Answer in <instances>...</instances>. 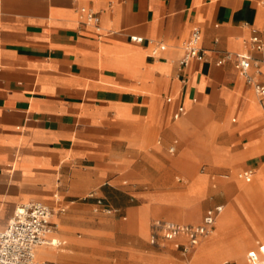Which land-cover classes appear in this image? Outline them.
Segmentation results:
<instances>
[{"label": "crops", "instance_id": "1", "mask_svg": "<svg viewBox=\"0 0 264 264\" xmlns=\"http://www.w3.org/2000/svg\"><path fill=\"white\" fill-rule=\"evenodd\" d=\"M88 11L97 14V27L86 23ZM195 27L202 31L206 59L182 68V45ZM255 34L264 45V0H0V231L18 205L31 201L59 205L58 212L65 202L94 212L99 207L96 213L109 208V215L123 213L125 220L138 214L140 235L149 234V243L155 220L200 224L220 205L208 208L198 223L158 218L149 228L148 214L122 177H136L138 163L166 164L159 154L163 139L173 136L165 150L175 156L181 146L178 122L189 111L191 119H201L211 105L220 118L235 113L237 125L229 130L240 136L262 125L261 136L246 138L238 152L217 159L245 165L233 178L253 183L264 165V109L235 62H219L227 52L248 53L258 65L253 74L264 81V47L245 46ZM150 41L164 47L154 53ZM181 106L186 113L175 120ZM216 121L207 129L211 142L221 128ZM180 162L179 157L172 166ZM247 170L256 173L250 183L238 176ZM203 182L204 175L197 177L193 189ZM223 189L236 192L221 205L225 211L239 190ZM56 217L51 238L60 246L38 249L39 259L51 264L58 262L45 256V248L66 246L58 236L77 221L76 215ZM184 242L166 247L182 253ZM259 243L264 241L242 250L245 264ZM216 252H200L198 264H215Z\"/></svg>", "mask_w": 264, "mask_h": 264}, {"label": "rangeland", "instance_id": "2", "mask_svg": "<svg viewBox=\"0 0 264 264\" xmlns=\"http://www.w3.org/2000/svg\"><path fill=\"white\" fill-rule=\"evenodd\" d=\"M255 98L259 103L256 96ZM199 104L201 103L197 105ZM204 109L205 114L201 119H191L193 111H189L187 117L178 122V124L182 123V133L177 135L181 146L175 156H170L165 150L173 136L169 140L163 139L159 154L165 158L166 164L138 163L137 176L134 178L124 176L122 180L128 181V191L137 197L135 204L143 207L148 214L149 228L151 221L158 218L177 219L186 223L200 222L208 208L224 205L229 197L235 195L236 192L227 194L223 186L229 192L235 188L239 190L232 201L238 204L239 220L234 221L229 229L220 233L217 223L216 229L203 240L202 245L200 244L194 253L185 256L171 245L164 248L151 245L149 234L147 237L140 235L138 214L130 215L125 220L123 213L116 215L96 213L94 207L76 209L71 204L61 202L60 205L66 208L65 213L58 211L55 213L69 218L76 215L77 221L73 222L75 225L64 231L62 236H58L67 240V245L57 249L63 251V256L51 262H58L54 264H196L194 261L197 254L202 252L206 255L210 249L216 248L215 264L225 262L240 264L233 257L235 250L240 249L242 253L245 247H252L256 240L264 241L258 236V232L264 228V186L261 187L262 189L252 191H242L238 187L240 184L251 186L256 185V182L264 183V177L258 172L253 183L246 184L233 178V175L245 165H226L217 162L219 156L238 152L246 138L261 136L262 125L240 136V131L229 130L237 125L232 122L236 117L235 113L220 118L216 115L215 107L210 105ZM216 120L221 128L211 142L207 129ZM179 157L181 162L172 166V161ZM222 174H228L230 177L222 178L220 177ZM201 175H204L207 182L196 184L193 189L194 181ZM223 181H233L237 185L233 187L225 182L222 186ZM215 183L216 187H214ZM55 209L59 210L60 206ZM198 216L199 220L195 221ZM129 225L131 227L125 228ZM148 230L144 229V233ZM241 257L245 264L244 254Z\"/></svg>", "mask_w": 264, "mask_h": 264}, {"label": "built area", "instance_id": "3", "mask_svg": "<svg viewBox=\"0 0 264 264\" xmlns=\"http://www.w3.org/2000/svg\"><path fill=\"white\" fill-rule=\"evenodd\" d=\"M99 18L96 13L88 11L86 13V23L97 27ZM132 41L142 43L143 38L132 37ZM157 53L164 47L162 43L150 41ZM245 46H249L258 51L264 45L258 34H255L249 41H245ZM206 59V51L202 46V31L195 27L190 37L182 45V57L179 64L182 68H187L194 61L203 62ZM234 61L241 77L247 84L251 85L258 97L261 107L264 109V81H260L259 75L253 74V69L258 65L253 57L248 53L227 52L220 60V64ZM257 73L260 70L257 69ZM169 102L172 99H168ZM186 113V109L181 106L174 115V119H180ZM171 153H175L176 147L172 146ZM254 170H247L239 173V178L250 183L255 177ZM102 201L98 205L102 206ZM224 207L217 206L208 211L203 221L197 225L178 224L170 221L155 220L152 222L150 231V244L163 248L168 242L183 239L182 253L188 256L194 252L205 238L213 233L218 217L223 213ZM66 209H61L65 212ZM96 212L100 211L97 207ZM106 214H113V210L104 208ZM55 210L50 206L40 202L31 201L20 204L16 207L14 215L7 227L0 231V264H51L38 257V249L44 246L59 247L60 243L52 239L56 226L53 223ZM247 264H264V243H259L258 248L248 252L246 256Z\"/></svg>", "mask_w": 264, "mask_h": 264}, {"label": "bare ground", "instance_id": "4", "mask_svg": "<svg viewBox=\"0 0 264 264\" xmlns=\"http://www.w3.org/2000/svg\"><path fill=\"white\" fill-rule=\"evenodd\" d=\"M259 147L260 148L261 147L263 148V145H260ZM259 172L261 173V176L264 177V166L260 168ZM263 186H264V183H262V182L261 183L256 182V185L244 186L243 184H240L238 187L242 191H252V190H257V189L259 190ZM42 203H44V202H42ZM237 205L234 202L229 203L227 205V207H226L227 210L225 211V213H223V215L222 214L220 215L221 218L219 219V222H218V225H219V228H220L219 229V233L226 231L227 229H229L232 226V224H233L234 221L239 220L240 217H239ZM53 209H55V208H53ZM55 211H58V209H55ZM199 214H200V212H199ZM56 215H57L56 213L53 215V219H57L58 218V217H56ZM187 215H189V214H187ZM194 219H195V217H194ZM258 236H260V237H262L264 239V228L258 232ZM45 256L48 259H50V260L53 261V260L60 259L63 255L56 248H45ZM241 256H242V253H241V250L240 249L234 251V256H233L234 259H237L240 264H244V261L242 260V257ZM198 260H199V254H197V256L195 257V261L194 262L196 264H198Z\"/></svg>", "mask_w": 264, "mask_h": 264}]
</instances>
